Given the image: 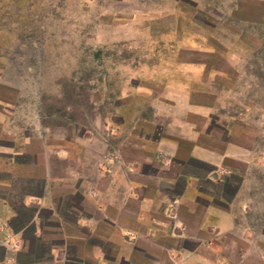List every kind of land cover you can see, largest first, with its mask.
I'll return each mask as SVG.
<instances>
[{"label":"crops","instance_id":"obj_1","mask_svg":"<svg viewBox=\"0 0 264 264\" xmlns=\"http://www.w3.org/2000/svg\"><path fill=\"white\" fill-rule=\"evenodd\" d=\"M182 67L184 118L125 102L69 134L0 65V264H225L207 254L234 231L264 151L245 142L242 115L222 112L226 74ZM197 93L213 100L190 102Z\"/></svg>","mask_w":264,"mask_h":264},{"label":"rangeland","instance_id":"obj_2","mask_svg":"<svg viewBox=\"0 0 264 264\" xmlns=\"http://www.w3.org/2000/svg\"><path fill=\"white\" fill-rule=\"evenodd\" d=\"M0 44L4 79L36 88L47 111L66 115L69 134L125 102L145 117L184 118L179 82L192 73L182 66L224 72L222 112L242 115L245 142L264 151V0H0ZM253 173L243 219L208 259L264 264V166Z\"/></svg>","mask_w":264,"mask_h":264},{"label":"built area","instance_id":"obj_3","mask_svg":"<svg viewBox=\"0 0 264 264\" xmlns=\"http://www.w3.org/2000/svg\"><path fill=\"white\" fill-rule=\"evenodd\" d=\"M7 241H9V239L7 238ZM10 243V242H9ZM10 244H12V243H10Z\"/></svg>","mask_w":264,"mask_h":264},{"label":"trees","instance_id":"obj_4","mask_svg":"<svg viewBox=\"0 0 264 264\" xmlns=\"http://www.w3.org/2000/svg\"><path fill=\"white\" fill-rule=\"evenodd\" d=\"M70 105H73V104H70Z\"/></svg>","mask_w":264,"mask_h":264}]
</instances>
